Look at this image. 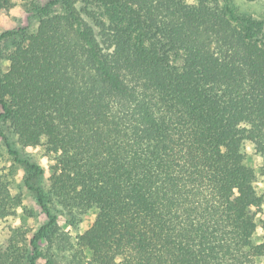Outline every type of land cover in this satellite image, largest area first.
Returning a JSON list of instances; mask_svg holds the SVG:
<instances>
[{
    "label": "trees",
    "instance_id": "trees-1",
    "mask_svg": "<svg viewBox=\"0 0 264 264\" xmlns=\"http://www.w3.org/2000/svg\"><path fill=\"white\" fill-rule=\"evenodd\" d=\"M190 1L52 0L35 33L0 35L17 37L0 120L51 162L46 193L25 180L48 222L28 242L11 232L0 264H39L43 244V264H257L262 199L241 147L264 154V22ZM48 202L93 214L74 244ZM15 206L0 181V220Z\"/></svg>",
    "mask_w": 264,
    "mask_h": 264
},
{
    "label": "rangeland",
    "instance_id": "rangeland-1",
    "mask_svg": "<svg viewBox=\"0 0 264 264\" xmlns=\"http://www.w3.org/2000/svg\"><path fill=\"white\" fill-rule=\"evenodd\" d=\"M50 1L52 0H13L7 14L0 16V35L20 29H24L28 34L35 33L40 20V15L36 14L35 11ZM229 2L236 14L264 22V0H229ZM84 6H86L85 11L83 10ZM76 7L83 10V18L93 25L92 16H94L96 7L83 5L79 1H77ZM53 11L59 12L60 8L56 6ZM259 34L264 38V25ZM16 40V36H10L0 41V76L7 69L6 56L12 50ZM42 142L43 144L36 147L21 145L8 123L0 120V181L5 184L16 204L14 215L0 220V247L2 248L7 245L11 232L22 231L28 242L33 234L48 222L45 213L37 203L36 195L25 185V180L32 176L30 184L34 188L45 193L48 191L47 168L51 162L45 152L44 141ZM7 144H9L10 150L18 154L17 158L20 161H27L40 166L46 171L44 175L34 178L32 172L10 154ZM241 152L246 163L254 169V188L257 195L262 199V204L255 216L256 230L253 235V242L254 244H264V154L257 153L254 146L249 142L242 145ZM47 205L51 213L57 217V226L60 231L67 233L73 244L76 242L77 236L82 234L93 220L91 212L83 215L65 209L55 202H48ZM41 249L44 257L40 259L39 264H43L46 259L47 245H41ZM69 259L70 257L66 254L58 256L60 264ZM257 264H264V254L258 258Z\"/></svg>",
    "mask_w": 264,
    "mask_h": 264
}]
</instances>
